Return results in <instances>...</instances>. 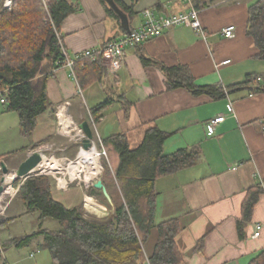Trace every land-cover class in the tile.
<instances>
[{
	"label": "crops",
	"instance_id": "obj_1",
	"mask_svg": "<svg viewBox=\"0 0 264 264\" xmlns=\"http://www.w3.org/2000/svg\"><path fill=\"white\" fill-rule=\"evenodd\" d=\"M42 1L47 4L52 0ZM68 1L76 11L65 19L60 35L64 49L71 56L103 47L129 34L128 30L138 29L146 9H156L160 15L190 9L183 0H138L133 5V15L120 7L128 15L126 30L118 16L109 14L105 1V4L101 0ZM121 1L132 6V0ZM256 1L212 0L200 10V19L209 35L206 41L189 27L171 28L160 37L128 49L118 71L104 67L106 74L101 83L94 81L82 86L69 76L67 68L53 69L47 80V95L55 111L38 117L30 137L22 135L18 114L7 110L0 97V184L4 176L2 164L13 175L12 171L34 151L46 155L54 148L55 139L72 135L69 141L81 144L76 139L81 134L76 124L83 121L89 122L101 143L110 136L124 134L132 149L142 144L149 129L157 128L169 134L164 142L165 154L192 148L200 151L193 166L155 181L156 224L177 219L180 225L175 237L181 254L179 264H250L264 249V228L258 238H253L256 226L264 225V132L260 126L264 119V92L236 90L228 97L215 98L206 93L196 95L183 87L169 90L161 66H188L198 86L227 88L244 82L249 74L264 77V60L257 58L254 39L247 34L249 8ZM229 25L236 27L233 38L221 34ZM226 60L231 62L221 65ZM121 95L125 100L119 98ZM109 98L114 102L94 121L91 109ZM124 101L128 102L126 106ZM229 102L233 112L228 108ZM221 116L225 117L224 121L212 127L211 121ZM103 147L112 151L110 146ZM4 156H8L7 161ZM15 188H6L0 196L1 201L7 198L5 203L0 202L3 215L0 216V264H55L41 249L43 255L38 258L35 252L29 256L20 254L33 239L25 245H17L15 240L24 236L17 234L12 223L27 215L22 202L25 213L17 212L20 206ZM70 190L61 191L54 185L53 196L68 208L81 204L85 208V200L91 197H94L92 201L97 199L101 203L96 196L88 197L85 189L81 195ZM258 190L261 191L258 201L241 238L238 222L243 217L244 202ZM36 239L38 250L42 237ZM157 240L156 228L144 237V264H149Z\"/></svg>",
	"mask_w": 264,
	"mask_h": 264
},
{
	"label": "trees",
	"instance_id": "obj_2",
	"mask_svg": "<svg viewBox=\"0 0 264 264\" xmlns=\"http://www.w3.org/2000/svg\"><path fill=\"white\" fill-rule=\"evenodd\" d=\"M115 1L130 15L134 14L133 5L138 0H132L131 7L121 0ZM211 1L193 0V4L201 10ZM4 3L5 0H0V90H7V110L18 114L22 135L30 137L38 117L55 111L47 95V80L57 62L64 60L57 34L76 7L68 0H52L47 4L42 0H13L11 10L7 11ZM106 8L117 18L111 8ZM247 34L254 39L257 58L264 60V0H257L249 8ZM161 67L167 75L169 90L183 87L196 95L206 93L215 98L226 97L236 90L264 92V77L257 74L247 75L244 82L227 87L225 93L223 87L198 86L186 65ZM76 73L81 85L85 86L94 81L103 82L106 70L100 60H88L76 65ZM119 98L125 100L124 95ZM113 102L114 99L109 98L91 109L94 121H98L99 114ZM168 137L169 134L151 128L136 149L130 147L124 134L103 139L102 145L110 146L118 157L115 181L103 179L115 203L114 213L104 218L87 219L83 216L82 204L68 208L56 200L53 180L47 175L31 176L22 183L16 179L14 184L19 187L16 198L23 203L27 214L38 213L39 224L37 232L15 239L17 245L28 244L41 236L39 249L47 251L55 264H144V237L156 228L158 240L149 264H179L181 254L175 237L180 225L177 219L156 224L155 181L193 166L200 151L192 148L165 154L164 142ZM86 192L110 208L101 190L90 187ZM260 192L251 193L244 202L243 217L238 222L241 238H244L245 225L251 220ZM46 220L57 221L58 229L43 228ZM250 264H264V249Z\"/></svg>",
	"mask_w": 264,
	"mask_h": 264
},
{
	"label": "rangeland",
	"instance_id": "obj_3",
	"mask_svg": "<svg viewBox=\"0 0 264 264\" xmlns=\"http://www.w3.org/2000/svg\"><path fill=\"white\" fill-rule=\"evenodd\" d=\"M12 3L13 0H5L4 3V9L11 10L12 7ZM85 109V106H82ZM79 125L76 124V130H80V137L76 138L77 141L79 143L82 142V139L85 138L83 131L78 127ZM75 130H73L72 132H74ZM82 131V132H81ZM71 135V134H69ZM72 136V135H71ZM71 136H67V138L65 139H55V144H54V148H52L51 150H48L46 155H45V160L47 162H49L48 167L45 169L46 164H44L41 169H43V172H41V170L39 169L38 171L32 173V176H36V175H47L48 177L52 178L53 183L56 187V189L59 190H72L73 191H78V195H81V192L85 189L87 190V188L93 187V182L86 184L84 182L87 181H95L98 179H105L107 180V182H109L110 180L115 181V174H114V170L116 169V156L115 154L111 151V150H106L104 149L102 143L100 142L98 137H95L94 139V145H96L97 150L102 153L103 150H106V154L101 156L100 159L98 158L96 160V166L99 169L98 173H95L94 176L93 174L90 176V173L85 172L86 169H84L83 173L80 172L78 174V177L80 179H71V175L70 174H74V172H72V169L70 170V165L75 162L79 161V152L82 149L81 144H73L71 141H69V138ZM5 158V161L8 160V156L7 157H3ZM99 160V161H98ZM71 162V163H70ZM105 164L107 165L105 168ZM45 170V171H44ZM11 171V170H10ZM13 176H15V172L12 171ZM77 176V175H75ZM90 176V178H89ZM88 178V179H87ZM14 178L11 177L10 180H8V182H5V187L7 189L10 188H15L17 187L14 184V181L11 182ZM18 178H15V180ZM21 183L25 180L24 178L20 179ZM7 181V180H6ZM59 184V186H58ZM20 186V184H19ZM19 188V187H18ZM16 189V188H15ZM70 190V191H71ZM90 195H88L89 197ZM80 197V196H78ZM87 197V198H88ZM4 199L3 201L0 200V202H6L7 198H2ZM20 206V208H18V214L20 211H23L25 213V209L23 208V205H21L20 201L17 199L16 200ZM97 201V199H96ZM96 201H94V203H97ZM101 201V200H100ZM78 204L80 203V199H77L76 201ZM86 203V200H85ZM102 203V201H101ZM109 203V202H108ZM114 203V202H113ZM141 204H144L143 200H141ZM110 208L108 212L103 211L104 213H99L96 214L90 210H88L87 206L85 205V208H83V216L87 219H99V218H104L107 217L111 214L114 213V208H115V203H114V207L109 203ZM107 206V205H106ZM108 207V206H107ZM113 208V209H112ZM0 210H1V206H0ZM16 212V213H17ZM0 216H3L2 214H0ZM38 213H29L27 215H25L24 217H22L21 219L17 220V222L12 223V227H15L16 225V230L21 236H25V235H30L32 233H35L39 230V224H38ZM59 227V224L57 221L55 220H46L43 224V228H47L50 230H57ZM37 239L36 237L33 239L32 244H30L27 248L22 249L20 251V254L22 256H29L30 253H34L36 255V258L40 257L41 255H43V250L41 251L40 249H36L35 248V243H36ZM49 254L47 251L45 252V255Z\"/></svg>",
	"mask_w": 264,
	"mask_h": 264
},
{
	"label": "built area",
	"instance_id": "obj_4",
	"mask_svg": "<svg viewBox=\"0 0 264 264\" xmlns=\"http://www.w3.org/2000/svg\"><path fill=\"white\" fill-rule=\"evenodd\" d=\"M190 5V9L184 12L170 13L166 15H160L156 9H146L143 11L142 25L131 31L129 34L113 39L111 42L103 47H95L87 49L82 52L75 53L74 55H68L62 44V36L58 35V39L61 43L62 53L64 56L63 62H57V68H67L69 76L78 84V76L76 73V65L83 64L85 61H98L100 60L104 67L112 72L118 71L125 62L126 51L130 48L139 47L146 41L160 37L166 30L174 27H189L204 41L208 39V32L202 24L200 19V10L196 9L193 4V0H183ZM236 27L229 25L222 29L221 34L225 38H233L235 36ZM231 61L226 60L221 65L229 64ZM224 88V87H223ZM227 93L226 88H224ZM7 90H0L1 102L7 103L6 100ZM228 97V94H227ZM228 108L233 112V105L228 103ZM224 116L218 117L211 121L212 127H216L217 124L223 122ZM261 130L264 132V119L260 121ZM102 155H105V150L102 151ZM45 159V157H44ZM7 190V189H6ZM5 190V191H6ZM264 225L258 224L256 226L253 238H258L261 234Z\"/></svg>",
	"mask_w": 264,
	"mask_h": 264
},
{
	"label": "water",
	"instance_id": "obj_5",
	"mask_svg": "<svg viewBox=\"0 0 264 264\" xmlns=\"http://www.w3.org/2000/svg\"><path fill=\"white\" fill-rule=\"evenodd\" d=\"M109 8H111L115 14L119 17L121 20L123 28L126 30L129 29V23L128 22V15L120 8V6L116 3L115 0H104ZM131 31L128 30V33ZM79 128L83 131L85 138L81 142V146L84 150H89L93 147L94 144V133L93 130L89 124L88 121H83L79 124ZM45 155L40 151L36 150L34 151L31 155H29L20 165L19 167L15 170V175L17 176L16 178L18 179H26L28 177L32 176V172L43 162ZM2 171H3V178L1 179V184H0V196L5 192L6 187H5V182H6V177L5 175H9L10 171L9 169L2 164ZM93 188L101 190L106 199L108 200L109 203L113 205V200L103 182V180L100 178L98 179L95 183H93ZM97 207H99L101 210L107 212L108 207L104 204L101 203H96ZM85 206V204H84Z\"/></svg>",
	"mask_w": 264,
	"mask_h": 264
},
{
	"label": "bare ground",
	"instance_id": "obj_6",
	"mask_svg": "<svg viewBox=\"0 0 264 264\" xmlns=\"http://www.w3.org/2000/svg\"><path fill=\"white\" fill-rule=\"evenodd\" d=\"M61 117H62V115H61ZM101 156H103L98 150H97V148H96V145H94L93 144V147L91 148V149H89V150H84L83 148L80 150V152H79V161L78 162H75L74 164L72 163L71 165H70V170L72 169V172H74L75 173V175H77V176H75L74 174H70L71 175V179L72 180H74V179H80L79 177H78V174L80 173V172H82L83 173V171H84V169H86V171L85 172H87V173H90V176L93 174V176H94V174L95 173H98L99 172V169H98V167L96 166V160L99 158L100 159V157ZM99 161V160H98ZM71 163V162H70ZM44 164H46V167H45V169L48 167V165H49V162H47L45 159L43 160V162L32 172V173H34V172H36V171H38L39 169L41 170V172H43V169H41V167L44 165ZM45 171V170H44ZM90 176H89V178H90ZM11 177L12 178H16L17 176L15 175V176H13V175H8L7 177H6V179H7V182H8V180H10L11 179ZM13 179V180H14ZM88 179V178H87ZM97 180H95V181H87L86 180V182H84V183H86V184H89V183H91V182H93V183H95ZM92 199H94V197H91ZM92 199H90V198H88L87 200H86V203H85V205L87 206V208H88V210H90V211H92V212H94V213H96V214H99V213H104L103 212V210H101L99 207H97V204L96 203H94V200L92 201Z\"/></svg>",
	"mask_w": 264,
	"mask_h": 264
}]
</instances>
